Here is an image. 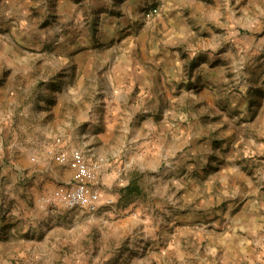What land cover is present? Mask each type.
Wrapping results in <instances>:
<instances>
[{"label": "rangeland", "instance_id": "1", "mask_svg": "<svg viewBox=\"0 0 264 264\" xmlns=\"http://www.w3.org/2000/svg\"><path fill=\"white\" fill-rule=\"evenodd\" d=\"M0 264H264V0H0Z\"/></svg>", "mask_w": 264, "mask_h": 264}, {"label": "built area", "instance_id": "2", "mask_svg": "<svg viewBox=\"0 0 264 264\" xmlns=\"http://www.w3.org/2000/svg\"><path fill=\"white\" fill-rule=\"evenodd\" d=\"M97 192L83 184L74 183L69 185L64 198V205L68 209H81L88 213H96L100 207ZM107 202L106 205H109Z\"/></svg>", "mask_w": 264, "mask_h": 264}, {"label": "crops", "instance_id": "3", "mask_svg": "<svg viewBox=\"0 0 264 264\" xmlns=\"http://www.w3.org/2000/svg\"><path fill=\"white\" fill-rule=\"evenodd\" d=\"M94 156V155H93ZM96 157V156H95ZM96 158H98L100 161L103 159L102 157H99L98 155H97V157ZM97 166V165H96ZM98 166H100V165H98Z\"/></svg>", "mask_w": 264, "mask_h": 264}]
</instances>
